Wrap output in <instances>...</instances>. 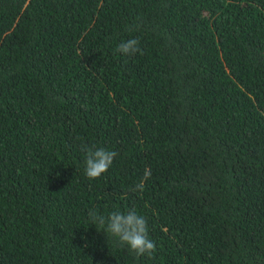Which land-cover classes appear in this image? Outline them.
Returning a JSON list of instances; mask_svg holds the SVG:
<instances>
[{"label": "trees", "instance_id": "obj_1", "mask_svg": "<svg viewBox=\"0 0 264 264\" xmlns=\"http://www.w3.org/2000/svg\"><path fill=\"white\" fill-rule=\"evenodd\" d=\"M0 264H264V0H0Z\"/></svg>", "mask_w": 264, "mask_h": 264}, {"label": "clouds", "instance_id": "obj_2", "mask_svg": "<svg viewBox=\"0 0 264 264\" xmlns=\"http://www.w3.org/2000/svg\"><path fill=\"white\" fill-rule=\"evenodd\" d=\"M118 51L125 56H133L137 53L142 54L137 38L128 39L118 46ZM85 152L84 171L85 176L90 180L98 179L113 163L118 155L115 151H109L104 148H95L83 146ZM150 173L146 170L144 179L149 177ZM144 187L143 180L136 184L132 191H142ZM89 218L93 224H99L101 229L106 231L116 239L117 243L133 252L137 257H151L156 251L155 242L149 237L148 225L145 217L137 213L135 208L129 209L126 213L114 211L107 217L98 215L95 211L89 213Z\"/></svg>", "mask_w": 264, "mask_h": 264}]
</instances>
